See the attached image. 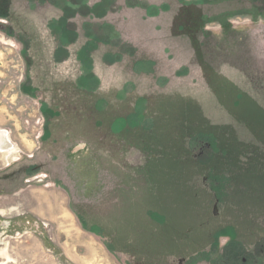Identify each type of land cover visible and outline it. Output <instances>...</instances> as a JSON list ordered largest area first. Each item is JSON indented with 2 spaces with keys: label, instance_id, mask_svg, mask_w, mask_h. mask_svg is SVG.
<instances>
[{
  "label": "rangeland",
  "instance_id": "rangeland-1",
  "mask_svg": "<svg viewBox=\"0 0 264 264\" xmlns=\"http://www.w3.org/2000/svg\"><path fill=\"white\" fill-rule=\"evenodd\" d=\"M1 20L0 264H264V0Z\"/></svg>",
  "mask_w": 264,
  "mask_h": 264
},
{
  "label": "crops",
  "instance_id": "crops-1",
  "mask_svg": "<svg viewBox=\"0 0 264 264\" xmlns=\"http://www.w3.org/2000/svg\"><path fill=\"white\" fill-rule=\"evenodd\" d=\"M228 91V94L230 95L229 96V98L227 99V98H225V100L226 101H229V103H230V101H232V96H233V93H231V91H229V90H227ZM227 95V94H226ZM221 99H223V98H221ZM245 107H249V108H247V110H248V112L250 113L249 114V117L247 118V120H248V122H249V124H251L252 126H253V123H252V119L253 120H255V115H253V114H256V113H258V114H260V112L258 111V110H256L255 109V107L253 106V104L251 103V101L249 100V99H246L245 101ZM229 109H232V108H229ZM236 109V108H235ZM250 109H251V112H250ZM237 111V110H236ZM164 114V113H163ZM166 116H171V115H167V113L165 114ZM237 115V114H236ZM258 116V115H257ZM172 117V116H171ZM236 117H238V115L236 116ZM259 117V119L257 120L259 123H257V125H255L254 124V126H257V128L260 130V127H262V125L264 126V119L263 120H261V118H260V116H258ZM250 119H251V121H250ZM248 124V127L250 128V126L251 125H249ZM261 131V130H260ZM207 179V178H206Z\"/></svg>",
  "mask_w": 264,
  "mask_h": 264
},
{
  "label": "bare ground",
  "instance_id": "bare-ground-1",
  "mask_svg": "<svg viewBox=\"0 0 264 264\" xmlns=\"http://www.w3.org/2000/svg\"><path fill=\"white\" fill-rule=\"evenodd\" d=\"M0 149L3 151H8L14 153L15 149L10 142L8 132L5 130H0ZM15 155V154H14Z\"/></svg>",
  "mask_w": 264,
  "mask_h": 264
},
{
  "label": "flooded vegetation",
  "instance_id": "flooded-vegetation-1",
  "mask_svg": "<svg viewBox=\"0 0 264 264\" xmlns=\"http://www.w3.org/2000/svg\"><path fill=\"white\" fill-rule=\"evenodd\" d=\"M81 145H82V144H81ZM81 145H80L79 147H81ZM208 145H209V144H208ZM79 147H78V148H79ZM210 147H211V145L208 146V149H209ZM203 149H204V148H203ZM205 150H206V149H205ZM203 153H204V150H201V151H200V154H203ZM252 184H253V183H252ZM262 248H264V245H263ZM242 260H243V263H244V264H246V263L249 262L248 258H246V257L243 258ZM254 264H259V261H258V262H254Z\"/></svg>",
  "mask_w": 264,
  "mask_h": 264
},
{
  "label": "trees",
  "instance_id": "trees-1",
  "mask_svg": "<svg viewBox=\"0 0 264 264\" xmlns=\"http://www.w3.org/2000/svg\"><path fill=\"white\" fill-rule=\"evenodd\" d=\"M64 19L63 18H61L60 20H58V21H56L55 22V26H59L60 27V25H62V24H64V21H63ZM66 22V21H65Z\"/></svg>",
  "mask_w": 264,
  "mask_h": 264
},
{
  "label": "built area",
  "instance_id": "built-area-1",
  "mask_svg": "<svg viewBox=\"0 0 264 264\" xmlns=\"http://www.w3.org/2000/svg\"><path fill=\"white\" fill-rule=\"evenodd\" d=\"M0 22H2V23H5V24H6V22H5L4 20H1Z\"/></svg>",
  "mask_w": 264,
  "mask_h": 264
}]
</instances>
